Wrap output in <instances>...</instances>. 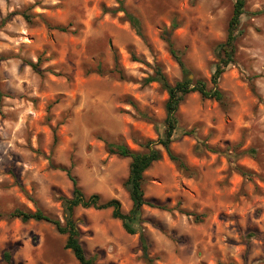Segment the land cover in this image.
Listing matches in <instances>:
<instances>
[{
    "label": "rangeland",
    "instance_id": "1",
    "mask_svg": "<svg viewBox=\"0 0 264 264\" xmlns=\"http://www.w3.org/2000/svg\"><path fill=\"white\" fill-rule=\"evenodd\" d=\"M118 1L0 0V264L4 251L13 264H78L54 225L9 216L39 209L62 222L57 197L70 196V177L128 212L129 159L105 141L138 151L157 138L167 93L143 83L156 65L179 80V57L212 86L234 0H121L138 30L110 12ZM239 31L217 85L223 101L192 92L177 111L190 133L170 148L188 170L163 152L144 173L145 199L161 206L142 208L152 264H264V0H245ZM74 215L95 264H148L140 233L110 209Z\"/></svg>",
    "mask_w": 264,
    "mask_h": 264
},
{
    "label": "trees",
    "instance_id": "2",
    "mask_svg": "<svg viewBox=\"0 0 264 264\" xmlns=\"http://www.w3.org/2000/svg\"><path fill=\"white\" fill-rule=\"evenodd\" d=\"M118 2V7L111 9L110 12H123L128 22L138 30L139 26L137 18L126 11L121 0ZM244 12L245 0H234L225 39L223 42L219 43L216 48V62L213 65V71L210 77L212 86L209 87L205 80L195 77L193 72L185 66L184 62L179 57H176L182 73V77L179 80L171 82L160 65H156L153 73L144 79V84L156 82L167 93V99L164 104L165 116L161 122L163 128L161 131L157 130V138L155 140L147 139L139 143L141 150L138 151L131 150L122 141H105L108 153L129 159L128 175L124 182V188L131 202V207L128 212L122 211L121 204L117 199L112 198L102 201L98 194L86 196L77 185V181L70 177L73 183V190L70 196L59 195L57 197V200L60 202L62 207V222L39 209L29 211L21 208H15L9 213V216L12 218H18L22 222H27L29 220L44 221L54 225L58 233L66 235L64 248L69 249L72 252L78 264H95L93 258L87 256L83 248L81 242L82 231L79 226L81 221L79 218L75 217L74 211L77 207L93 208L96 210L110 209L112 218L120 220L122 227L127 234H135L137 232L140 233L139 241L142 256L148 264H152V259L148 255L147 241L144 237L141 226L143 221L142 208L144 205L158 208H161V206L145 199L143 190L144 173L152 166L153 163L162 158L163 152L179 168L188 170L181 157L176 155L170 148L171 143L178 134L190 133V131H186L184 128L179 126L177 111L185 96L192 92L198 93L200 97L204 99H214L219 102L223 101L224 94L217 85L221 75L234 61L236 54L235 43L240 33L239 25L241 16ZM24 17L29 19L28 15H25ZM53 28L59 31L66 30V27L63 25H55ZM38 62H30L29 65L33 70H38ZM114 70L121 73L117 63ZM102 71L101 67L97 68V72ZM148 119L151 120L150 118ZM155 126L157 128L158 123H155ZM63 170L66 169L63 168ZM240 170L242 174H248L246 171H243L242 169ZM66 172L69 175V171L66 170ZM2 259L4 264H13L12 255L9 251L3 252Z\"/></svg>",
    "mask_w": 264,
    "mask_h": 264
}]
</instances>
